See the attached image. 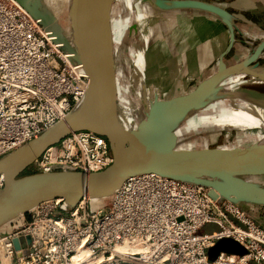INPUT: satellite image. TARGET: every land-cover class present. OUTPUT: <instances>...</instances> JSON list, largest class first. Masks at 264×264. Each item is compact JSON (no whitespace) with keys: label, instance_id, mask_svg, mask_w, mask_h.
Listing matches in <instances>:
<instances>
[{"label":"built area","instance_id":"2783aa9c","mask_svg":"<svg viewBox=\"0 0 264 264\" xmlns=\"http://www.w3.org/2000/svg\"><path fill=\"white\" fill-rule=\"evenodd\" d=\"M52 38L15 0H0V159L62 120L88 87ZM112 160L105 137L79 130L45 148L30 171L97 172ZM208 190L144 172L100 200L41 201L0 234V264H264V228ZM207 223L218 229L199 232ZM24 234L27 243L15 244ZM224 237L245 253L209 260L207 249Z\"/></svg>","mask_w":264,"mask_h":264},{"label":"water","instance_id":"95a60500","mask_svg":"<svg viewBox=\"0 0 264 264\" xmlns=\"http://www.w3.org/2000/svg\"><path fill=\"white\" fill-rule=\"evenodd\" d=\"M16 1L38 19L60 50L70 54L71 62L81 66L89 78V87L62 120L0 159L3 178L0 234L7 231L14 218L41 201L61 198L68 206H74L82 196L102 199L112 194L128 176L144 172L205 186L212 198L239 205L264 228L252 211V206H264V184L257 180L264 176V142L207 155L179 147L198 134L180 136L184 124L191 118L196 122L199 112L218 100H227L228 109L242 110L252 117L212 123L205 135L248 128L264 130V92L243 88L264 84L263 77L247 76L253 72L264 74V68H259L264 37L242 59L226 64L223 56L233 42L245 43V40L234 35L237 17L217 0H138L139 6L122 10L117 22L108 19L107 14L116 0H70L69 36L63 34L44 0ZM179 10L203 11L227 26L228 43L218 57L216 69L190 90L170 97L142 100L125 116L116 119L114 104L119 77L114 78V28L140 12L150 15ZM234 76L239 80L234 87H228ZM79 130L92 131L106 138L113 157L109 166L91 173L56 171L19 175L45 148ZM220 251L245 253L239 243L227 237L207 249L208 259L213 260Z\"/></svg>","mask_w":264,"mask_h":264},{"label":"rangeland","instance_id":"374dc122","mask_svg":"<svg viewBox=\"0 0 264 264\" xmlns=\"http://www.w3.org/2000/svg\"><path fill=\"white\" fill-rule=\"evenodd\" d=\"M131 1L133 0L125 1V4H128ZM217 3L225 8H237L238 12H235V16L238 20L235 21V25L237 28L234 29V35L237 38L245 40V43L235 41L231 45V49L228 52L227 57L223 60L224 63L230 64L242 59L249 51H251L255 47L258 41L264 37V0H217ZM125 4H123L122 1L116 0L108 10V19H110L114 15V13L117 12L119 8H122ZM67 5L68 0H51V8L53 13L57 8L60 9L61 12L66 13L69 9V6ZM155 14L158 17H152ZM173 14L174 16H177L178 19H184L185 16H193L202 21L209 19V16L203 13H184L175 11ZM165 15L166 13L163 12L153 13L148 15L146 18L134 20L124 27L118 37L114 53V78L119 77V81L121 80V82H123L124 84L122 87L123 91L121 92V95L117 96L114 104L116 119L125 116L139 102H141L142 100H147L149 98L148 96L138 95V92L133 84L134 70L137 63L141 60H144L145 57L147 58L148 55H151L153 57H155V55H166L167 58L170 51L165 52V49H162L164 47L162 44H164L163 41L168 39L171 27L168 26L169 21L166 20ZM59 23L61 25L60 21ZM220 28L221 29L218 40L219 42H225V40H227V37L229 39V30L224 23L220 26ZM225 32L227 33L225 34ZM64 35L69 36L70 32H65ZM209 41L210 37L205 40L204 46L202 47L203 50L198 56L199 59L205 58L206 49L210 44ZM215 49L219 50L218 45L215 46ZM259 61V68H264V51L262 52ZM212 63L214 62L211 61L209 66H211ZM186 64L187 63H184L183 65V71H186ZM196 70L197 67L194 62L190 66L189 74L193 72L195 73ZM198 75L199 74H197L195 77L190 78L183 75L188 85L187 87H192L194 85L195 81L198 78ZM247 76L254 78H264V74L260 72H253ZM177 82L178 81H176V84ZM243 88L264 92V84L247 85ZM169 94L170 93H166L163 90L157 95L162 97ZM198 139L199 138L185 144L182 149L201 155H207L211 153H226L249 147L253 144L264 142V130L258 128L232 130L228 132L206 135L201 139V141ZM29 173H31L30 166H28L19 175ZM257 180L264 184V176L257 178ZM217 229V225L207 223L201 227L199 232H211ZM27 241L28 236L24 234L17 240H15V244L27 243Z\"/></svg>","mask_w":264,"mask_h":264},{"label":"bare ground","instance_id":"6f19581e","mask_svg":"<svg viewBox=\"0 0 264 264\" xmlns=\"http://www.w3.org/2000/svg\"><path fill=\"white\" fill-rule=\"evenodd\" d=\"M44 1L48 5V7L52 10L51 0H44ZM119 1H122V3L125 4V1H127V0H119ZM69 4H70V0H68L67 6H69ZM130 6H134L137 8V6H139L138 0H133V1L129 2L128 4L123 5L122 8H119L118 11L115 12L114 15L111 17V21L117 22L116 19L118 18L119 13L122 10L129 8ZM112 10H114V9H112ZM67 13H68V11L66 13H63L58 8L53 13L58 24H59V26H60V28H61V30H62V32L64 34H65V32H68V31L71 33V30H70L71 29L70 28L71 22H70V17L68 15L69 13L68 14ZM147 16H148V14L146 12L137 13L135 15V17L125 21L119 28H117V27H116V29L114 28V38H113L114 39L113 40L114 49H115L118 37H119L120 33L122 32V30L124 29V27L134 20L143 19V18H146ZM59 21L61 22V25H60ZM55 44L58 45L57 47L60 50L59 44L58 43H55ZM183 50H184L183 48L172 50L169 52L167 58H166V55L164 56L162 54H161L162 56L155 55V57L148 55L147 58L145 57L144 60H141L137 63V65L135 66V70H134V76H133L134 82H133V84H134L139 96H148L150 99L154 98L155 96L160 97L157 94H159V92H161L165 89V87L168 85L169 81L172 79V77L174 76L176 71L180 68V66L184 62L185 57H184ZM67 55L69 58L70 54L67 53ZM152 59H153V61H152ZM69 61L71 62L70 59H69ZM77 65H79V64H77ZM193 73H191V74H193ZM232 80H233L232 81L233 83L231 81H229L232 84H229L228 87H234L236 81L239 80V77L234 76L232 78ZM123 84L124 83L121 82V80L117 82L118 96L121 95V92L123 91V88H122ZM88 87H89V84H88ZM88 87H87L84 95L82 96V98L87 93ZM227 104H228L227 100H218V101L212 103V105L209 106L208 108H206V110L199 112V114L196 117V122H194L192 118L190 119V121H187L186 125L184 124V126L180 129L179 135L183 137V136H187V135L190 136V135L196 134V133H198V134L193 135L192 137H189L186 141H184L182 144H180L179 147L182 149V147L185 144H187V143H189V142H191L197 138H199L198 140L201 141V139L206 136L204 134L205 130L209 131V129H210L209 126L212 123H216V122L221 123V122H225L227 120H231V121L237 120L238 121L240 119H245V118L250 119V117H252L245 111L230 109V108L228 109ZM207 127H209V128L207 129ZM89 173H91V172H89ZM0 180L3 181V178L1 176H0ZM94 199L100 200L98 198H94Z\"/></svg>","mask_w":264,"mask_h":264},{"label":"crops","instance_id":"0c3cea01","mask_svg":"<svg viewBox=\"0 0 264 264\" xmlns=\"http://www.w3.org/2000/svg\"><path fill=\"white\" fill-rule=\"evenodd\" d=\"M226 9L234 15L235 12H238L237 8L234 7L233 9H230L228 7ZM174 12L175 11L163 12L166 13L165 17L166 20L169 21L168 26L171 27V31L168 35V39L163 41L164 44L162 45L164 47L162 49H165V52H169L172 50L183 48L185 60L164 89V92L170 94L167 96H162L163 98L184 93L190 90L200 79L212 73L213 70H215L217 67L219 55L226 49V45L228 42L227 36V40H225V42H219L218 40L221 29L220 26L223 25V22L216 16L199 10H179L178 12L184 13H203L208 15L209 19L202 21L193 16H187L184 19H178L177 16H174ZM156 16L157 15L155 14L152 17ZM226 33L227 32H225V34ZM208 37H210V44L206 49V56L204 59H199L198 56L201 54L203 50L202 47L204 46L205 40ZM217 45L219 50L215 49V46ZM230 49L231 48H229L224 54L223 60L227 57ZM211 61H213L214 63L209 66ZM194 62L196 64L197 70L193 75H191L189 74V69L191 64H193ZM184 63H187L186 71L182 70ZM197 74L199 75L194 85L192 87H187L188 85L186 83L185 77H195ZM183 75H185V77H183ZM176 81H178L177 84ZM252 211L256 215L260 223L264 226V206H252Z\"/></svg>","mask_w":264,"mask_h":264}]
</instances>
